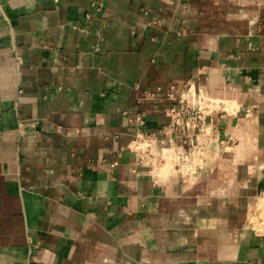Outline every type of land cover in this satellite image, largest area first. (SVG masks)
Here are the masks:
<instances>
[{
	"label": "crops",
	"instance_id": "obj_1",
	"mask_svg": "<svg viewBox=\"0 0 264 264\" xmlns=\"http://www.w3.org/2000/svg\"><path fill=\"white\" fill-rule=\"evenodd\" d=\"M195 78L264 95V0H0V264H264V115L196 175L151 172L170 103L142 92Z\"/></svg>",
	"mask_w": 264,
	"mask_h": 264
},
{
	"label": "built area",
	"instance_id": "obj_2",
	"mask_svg": "<svg viewBox=\"0 0 264 264\" xmlns=\"http://www.w3.org/2000/svg\"><path fill=\"white\" fill-rule=\"evenodd\" d=\"M97 6L100 7V4ZM197 90L193 84L183 87L172 84L167 87L156 86L142 92L143 100L170 103L166 115L167 129L172 138L168 150L155 156L152 162L151 172L154 176L165 172L194 176L205 169L208 156L219 148L220 129L214 123L216 110L201 104L203 90ZM205 107L209 110H205ZM136 122L144 125L140 113L136 115ZM155 139V133H147L137 134L129 141L128 148L138 153L137 164L145 165L151 160Z\"/></svg>",
	"mask_w": 264,
	"mask_h": 264
},
{
	"label": "rangeland",
	"instance_id": "obj_3",
	"mask_svg": "<svg viewBox=\"0 0 264 264\" xmlns=\"http://www.w3.org/2000/svg\"><path fill=\"white\" fill-rule=\"evenodd\" d=\"M192 84H194L196 91H198L197 89L203 90L204 95L202 96L204 97V100L202 102L204 103V105L210 104L211 103L210 99H214V98H219L222 99L223 101H225L224 99H226V101L233 100L231 101L232 105L230 108L227 107L224 102L217 103L216 105H212V107L216 108V112H215L217 113L216 115H221V117L223 116L230 120V122L227 123L228 124L227 126H223V130L221 132L222 134L221 140L223 142H225L226 139L227 141H229V139L231 138L230 127H232L233 125L232 120L236 118H243L252 121L251 120L252 118H257L260 115H264V106H261L260 108L263 110H259L257 109V105L254 104V102L258 103L260 102V100H264L261 98L264 95H261L263 93H259L256 84H254L253 86L250 84L247 85V87H245L246 84H244L243 89L245 90L247 88L248 89L247 92L238 91L237 93H229L231 92L229 88H222L221 91L218 90V92L212 94L206 92L201 87L202 85L200 78L190 79L184 85L190 86ZM160 86L164 87L163 85ZM247 102L251 104L248 107L246 106ZM204 109L207 111L209 110L207 107H205ZM229 124L232 125L229 126ZM232 140H234L233 137ZM256 166H258L259 178H255V179L260 190L255 198L254 205L251 207L252 209L249 215V225L253 227L255 232L264 233V158L259 159V163H257Z\"/></svg>",
	"mask_w": 264,
	"mask_h": 264
},
{
	"label": "bare ground",
	"instance_id": "obj_4",
	"mask_svg": "<svg viewBox=\"0 0 264 264\" xmlns=\"http://www.w3.org/2000/svg\"><path fill=\"white\" fill-rule=\"evenodd\" d=\"M222 102H224L225 104H226V106L227 107H229V105H230V102H227V101H222ZM222 102H220V101H216L215 102V105L217 104V103H222ZM224 105V104H223ZM218 107V106H217ZM219 108V107H218Z\"/></svg>",
	"mask_w": 264,
	"mask_h": 264
}]
</instances>
